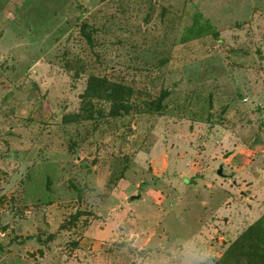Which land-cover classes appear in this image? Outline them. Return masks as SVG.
I'll return each mask as SVG.
<instances>
[{
  "label": "rangeland",
  "instance_id": "1",
  "mask_svg": "<svg viewBox=\"0 0 264 264\" xmlns=\"http://www.w3.org/2000/svg\"><path fill=\"white\" fill-rule=\"evenodd\" d=\"M263 219L264 0H0V264H224Z\"/></svg>",
  "mask_w": 264,
  "mask_h": 264
},
{
  "label": "trees",
  "instance_id": "2",
  "mask_svg": "<svg viewBox=\"0 0 264 264\" xmlns=\"http://www.w3.org/2000/svg\"><path fill=\"white\" fill-rule=\"evenodd\" d=\"M83 29L86 32L87 27L85 26ZM126 88L128 87L109 83L105 79L93 76L88 82L86 95L88 98L92 99L105 98L109 101L117 102L118 104H124L131 93H127L125 91ZM169 96V91L161 92L158 97L161 106L166 104L165 101ZM246 255L252 259L250 264H264V219L251 226L241 235V237L229 249L227 261L230 258L238 259L240 256ZM227 261L224 264H227Z\"/></svg>",
  "mask_w": 264,
  "mask_h": 264
},
{
  "label": "clouds",
  "instance_id": "3",
  "mask_svg": "<svg viewBox=\"0 0 264 264\" xmlns=\"http://www.w3.org/2000/svg\"><path fill=\"white\" fill-rule=\"evenodd\" d=\"M214 259L215 257L210 250L186 245L180 256V264H213Z\"/></svg>",
  "mask_w": 264,
  "mask_h": 264
},
{
  "label": "water",
  "instance_id": "4",
  "mask_svg": "<svg viewBox=\"0 0 264 264\" xmlns=\"http://www.w3.org/2000/svg\"><path fill=\"white\" fill-rule=\"evenodd\" d=\"M228 156V155H227ZM218 174L220 175V176H225V174H224V166L222 165L220 168H219V170H218ZM141 196H138L137 198H140Z\"/></svg>",
  "mask_w": 264,
  "mask_h": 264
}]
</instances>
